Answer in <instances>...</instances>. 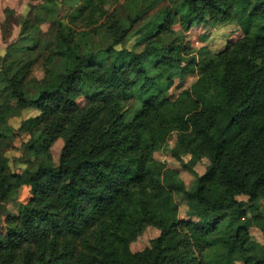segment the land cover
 <instances>
[{
  "label": "trees",
  "instance_id": "16d2710c",
  "mask_svg": "<svg viewBox=\"0 0 264 264\" xmlns=\"http://www.w3.org/2000/svg\"><path fill=\"white\" fill-rule=\"evenodd\" d=\"M93 1L83 0L82 8ZM174 4L143 30L141 14L106 21L101 30L111 42L97 50L83 46L86 31L78 39L69 21H52L53 51L41 81L31 71L50 46L34 43L27 50L35 55L12 61L0 56V105L41 113L25 124L26 148L39 161L25 173L32 197L19 216L6 219L0 264H264V244L250 232L255 226L264 233V0ZM52 6L59 10L45 0L39 11ZM209 16L236 21L243 38L213 56L172 100L175 78L191 72L194 60L182 67L185 42L159 47L153 40L174 25H205ZM133 31L140 52L119 48ZM82 97L87 105L80 108ZM3 120L0 114V140L12 134L1 130ZM174 133L179 160L190 152L210 161L193 192L154 159ZM58 138L64 149L55 166L50 148ZM16 178L0 158V208ZM176 194L187 198L197 222L179 219ZM147 226L159 237L133 253Z\"/></svg>",
  "mask_w": 264,
  "mask_h": 264
},
{
  "label": "rangeland",
  "instance_id": "374dc122",
  "mask_svg": "<svg viewBox=\"0 0 264 264\" xmlns=\"http://www.w3.org/2000/svg\"><path fill=\"white\" fill-rule=\"evenodd\" d=\"M58 6H52L49 10L39 11V6L45 0H0V56L6 57L10 61L20 56H32L36 50L28 51L34 43L47 46L43 59L31 71V78L41 81L44 78V58L53 51V41L56 26L52 21H69V26L75 30L78 39L86 31L88 41L83 46H89L93 50L106 47L111 42L110 36L101 30L102 24L115 19L134 18L141 14L139 21H144L139 28L143 30L146 23L161 21L167 12L174 8L175 0H94L93 5L82 8L83 0H55ZM78 8V9H77ZM82 10L80 11V9ZM80 11V12H79ZM53 14V16H52ZM74 16V18L72 17ZM72 21H75L74 23ZM89 21H91L89 23ZM96 21L95 27L91 23ZM122 21V20H121ZM209 23L205 25H195L189 31L180 30L179 26L171 27L168 35H164L161 40L153 41L159 47H166L171 41L185 42L187 47L182 51L184 58L182 67H188L190 61L194 60L191 72L182 78H175L174 85L169 95L172 100H176L185 89L189 88L199 78L201 67L211 61L212 57L225 51L228 47L234 46L242 38L243 33L236 21L222 23L221 17L208 18ZM138 26L135 28L137 32ZM133 31L119 48H126L140 52L144 46L140 37ZM152 41V42H153ZM80 42V40H79ZM153 44V43H152ZM143 45V46H142ZM155 45V44H154ZM35 53V54H34ZM80 108L86 107L87 101L84 97L77 100ZM7 110V111H5ZM0 114L5 119L1 130L9 132L7 138L0 140V158L3 159L10 171L16 175L18 187L13 192L11 199L0 208V233L6 232V219L12 216H19L23 207L32 197L31 188L26 184V171L34 169L38 165V159L31 154L26 145L30 140L26 131V123L41 113L36 108H28L22 111L5 108L0 105ZM6 132V133H7ZM177 146V134L174 133L166 144L154 153V159L166 165L167 168L176 170L180 179L184 182L186 190L193 192L197 187L198 179L206 172L210 165L207 157L193 155L190 152L184 153L179 160L174 156L173 151ZM64 149V140L58 138L50 148L52 160L55 166L60 164L61 154ZM187 165L189 168H186ZM179 205V219L197 222V216L191 213L187 198L183 194L175 195ZM243 203H247L245 196L238 198ZM261 211L264 213V199L260 201ZM251 217V214H249ZM251 237L256 245L264 244V233L258 227H251ZM160 235V231L154 226H147L139 237L131 244L133 253L142 252L151 247L152 242ZM237 264H242L237 262Z\"/></svg>",
  "mask_w": 264,
  "mask_h": 264
}]
</instances>
